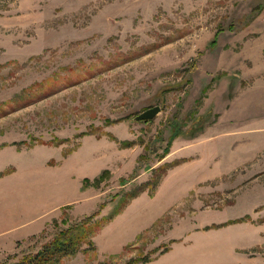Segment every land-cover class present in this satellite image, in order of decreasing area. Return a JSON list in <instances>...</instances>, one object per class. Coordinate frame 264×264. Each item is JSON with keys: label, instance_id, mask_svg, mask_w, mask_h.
<instances>
[{"label": "rangeland", "instance_id": "rangeland-1", "mask_svg": "<svg viewBox=\"0 0 264 264\" xmlns=\"http://www.w3.org/2000/svg\"><path fill=\"white\" fill-rule=\"evenodd\" d=\"M35 259L264 264V0H0V264Z\"/></svg>", "mask_w": 264, "mask_h": 264}, {"label": "trees", "instance_id": "trees-1", "mask_svg": "<svg viewBox=\"0 0 264 264\" xmlns=\"http://www.w3.org/2000/svg\"><path fill=\"white\" fill-rule=\"evenodd\" d=\"M63 238V241H62ZM75 239H65L64 233L60 234V237L55 239L54 243L48 248L47 250H45V253L41 256L44 257L47 255L48 252H62L63 254H68V253H72L73 248L72 244L74 242ZM37 259H35L34 261H30V262H25L23 264H33V263H38L36 261ZM39 264V263H38Z\"/></svg>", "mask_w": 264, "mask_h": 264}, {"label": "water", "instance_id": "water-1", "mask_svg": "<svg viewBox=\"0 0 264 264\" xmlns=\"http://www.w3.org/2000/svg\"><path fill=\"white\" fill-rule=\"evenodd\" d=\"M161 111V108L159 106H156L154 108L148 109L145 112L139 114L135 120L140 121H149L153 120Z\"/></svg>", "mask_w": 264, "mask_h": 264}]
</instances>
